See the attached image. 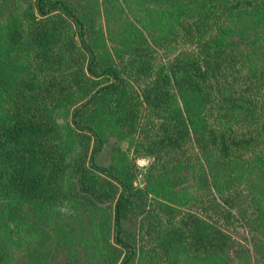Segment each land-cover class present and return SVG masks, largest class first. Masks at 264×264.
<instances>
[{"label": "trees", "instance_id": "obj_1", "mask_svg": "<svg viewBox=\"0 0 264 264\" xmlns=\"http://www.w3.org/2000/svg\"><path fill=\"white\" fill-rule=\"evenodd\" d=\"M164 1L0 0V264H264V0ZM156 3L160 33L98 53L100 10L148 30ZM103 122L143 187L72 155ZM194 170L202 195L162 191Z\"/></svg>", "mask_w": 264, "mask_h": 264}, {"label": "rangeland", "instance_id": "obj_2", "mask_svg": "<svg viewBox=\"0 0 264 264\" xmlns=\"http://www.w3.org/2000/svg\"><path fill=\"white\" fill-rule=\"evenodd\" d=\"M167 1L165 0L162 4L164 5ZM1 6V4H0ZM132 9L125 5L121 4L120 8L117 9L112 13V15L108 18V20L104 19V12L102 10L99 11L98 17L95 15V22L96 27L99 33L97 36L99 42L102 41V48L98 49V53L103 56L104 59L110 58V56L114 55L113 47H117L120 42V38L131 34L135 30L134 35L141 34L145 37H151V35H155L161 29H164L165 24L162 22V13L161 9L165 11V7L161 8L158 4H148L147 8L150 13V29L143 30L138 27L136 24L138 11L133 10V6L131 5ZM145 7V6H144ZM1 8V7H0ZM5 18V13L3 11L0 12V24H3ZM139 29V31L137 30ZM71 110L68 111V115L64 117H68ZM96 130L100 135L103 146L97 151L93 152V139L90 137L82 136L81 139H73L67 140V143L70 145V149L72 155L76 156V159L79 161L88 164V160L90 159L93 163L105 167L111 163H114L116 160L120 159L119 156L123 155L126 161L129 163L130 166L134 167L137 171L135 173V180L134 184L138 187H143V177L142 172L148 166L139 168L137 162L141 158H137L133 154V149L131 143H129L126 139L125 140H118L112 134V127L110 123L103 122L101 125L97 126ZM87 136H90L87 134ZM74 137V136H70ZM68 136V139H70ZM119 155V156H118ZM196 170L193 172L191 171H184L180 173L178 179H175L174 183L168 184L166 187L162 189V191L167 192V196L178 195L184 197L187 194L191 195H202L203 192L199 188V185L195 179ZM158 202L163 204H168L166 201L162 200L163 198L157 197ZM177 201L174 200L171 204L176 205ZM104 220V216H102ZM138 220L137 214L135 212L128 213L126 216V220L124 222V228L127 232L134 234L135 232V225L136 221Z\"/></svg>", "mask_w": 264, "mask_h": 264}, {"label": "built area", "instance_id": "obj_3", "mask_svg": "<svg viewBox=\"0 0 264 264\" xmlns=\"http://www.w3.org/2000/svg\"><path fill=\"white\" fill-rule=\"evenodd\" d=\"M149 160L147 158H141L138 160L137 165L139 168L145 167L148 165Z\"/></svg>", "mask_w": 264, "mask_h": 264}]
</instances>
